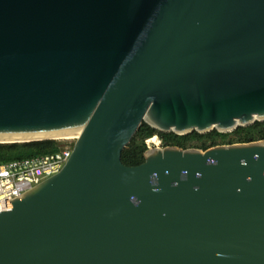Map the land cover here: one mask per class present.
<instances>
[{
    "label": "water",
    "instance_id": "obj_1",
    "mask_svg": "<svg viewBox=\"0 0 264 264\" xmlns=\"http://www.w3.org/2000/svg\"><path fill=\"white\" fill-rule=\"evenodd\" d=\"M255 121L264 0H0V143L75 137L0 211V264H264V138L121 161L141 123Z\"/></svg>",
    "mask_w": 264,
    "mask_h": 264
},
{
    "label": "trees",
    "instance_id": "obj_2",
    "mask_svg": "<svg viewBox=\"0 0 264 264\" xmlns=\"http://www.w3.org/2000/svg\"><path fill=\"white\" fill-rule=\"evenodd\" d=\"M156 138H159L163 145L205 149L216 144L263 139L264 121H255L247 126H238L230 132H219L213 129L206 133L191 131L186 134L161 132L153 129L146 123H141L127 146L122 150L121 161L126 165H138L142 163L144 160L143 153L147 149L145 140L147 143H150L151 140ZM61 145L62 142L57 139L3 142L0 143V161L27 158L38 154L53 152Z\"/></svg>",
    "mask_w": 264,
    "mask_h": 264
},
{
    "label": "built area",
    "instance_id": "obj_3",
    "mask_svg": "<svg viewBox=\"0 0 264 264\" xmlns=\"http://www.w3.org/2000/svg\"><path fill=\"white\" fill-rule=\"evenodd\" d=\"M64 139L67 142L53 152L0 161V211L12 207L8 199L23 193L63 167L72 152L75 137ZM158 140L160 144L161 140ZM145 142L147 146L154 145H149L146 140Z\"/></svg>",
    "mask_w": 264,
    "mask_h": 264
},
{
    "label": "rangeland",
    "instance_id": "obj_4",
    "mask_svg": "<svg viewBox=\"0 0 264 264\" xmlns=\"http://www.w3.org/2000/svg\"><path fill=\"white\" fill-rule=\"evenodd\" d=\"M57 140L61 141L62 144L65 143V142H67V140L64 139V138H59V139H57ZM148 143H149V142H148ZM149 144H150V145H153V144H154V145H158V146H163L162 141H161L160 144H159V140H158V139H153V140H151Z\"/></svg>",
    "mask_w": 264,
    "mask_h": 264
},
{
    "label": "bare ground",
    "instance_id": "obj_5",
    "mask_svg": "<svg viewBox=\"0 0 264 264\" xmlns=\"http://www.w3.org/2000/svg\"><path fill=\"white\" fill-rule=\"evenodd\" d=\"M156 139H158V138H156ZM158 146V145H157Z\"/></svg>",
    "mask_w": 264,
    "mask_h": 264
}]
</instances>
